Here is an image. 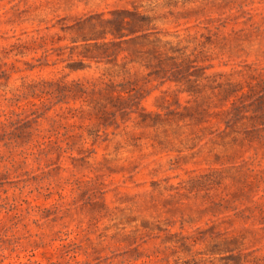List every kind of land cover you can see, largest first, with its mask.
I'll return each mask as SVG.
<instances>
[{"label": "rangeland", "instance_id": "obj_1", "mask_svg": "<svg viewBox=\"0 0 264 264\" xmlns=\"http://www.w3.org/2000/svg\"><path fill=\"white\" fill-rule=\"evenodd\" d=\"M0 264H264V0H0Z\"/></svg>", "mask_w": 264, "mask_h": 264}]
</instances>
